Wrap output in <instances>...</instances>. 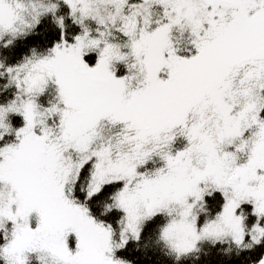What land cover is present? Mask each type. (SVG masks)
Masks as SVG:
<instances>
[{
	"label": "snow or ice",
	"instance_id": "obj_1",
	"mask_svg": "<svg viewBox=\"0 0 264 264\" xmlns=\"http://www.w3.org/2000/svg\"><path fill=\"white\" fill-rule=\"evenodd\" d=\"M0 264H264V0H0Z\"/></svg>",
	"mask_w": 264,
	"mask_h": 264
}]
</instances>
